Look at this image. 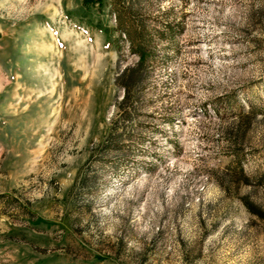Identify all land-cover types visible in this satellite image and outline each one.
Returning <instances> with one entry per match:
<instances>
[{
  "label": "rangeland",
  "instance_id": "obj_1",
  "mask_svg": "<svg viewBox=\"0 0 264 264\" xmlns=\"http://www.w3.org/2000/svg\"><path fill=\"white\" fill-rule=\"evenodd\" d=\"M107 1L0 0V264H264V0H128L129 114Z\"/></svg>",
  "mask_w": 264,
  "mask_h": 264
},
{
  "label": "trees",
  "instance_id": "obj_2",
  "mask_svg": "<svg viewBox=\"0 0 264 264\" xmlns=\"http://www.w3.org/2000/svg\"><path fill=\"white\" fill-rule=\"evenodd\" d=\"M85 2L88 4H95L96 2L105 4L106 0H85ZM107 5L109 15L115 17L117 21L116 28L119 37L127 40L130 51L139 58L136 65L126 67L117 78L118 85L124 90L119 106L124 113L129 114L127 105L130 102L131 92L135 87L140 86L143 72L146 69V63L151 59L149 56L155 51L153 36L159 35L164 37L166 35L161 29L150 26L147 17L140 11L141 7H136L134 2H129L128 0H109L107 1ZM165 27L167 28L166 33L169 35L167 37L172 38L174 34L173 26L167 23ZM100 31L108 36V38L112 37L111 29L107 25H101ZM116 44L118 46V43ZM107 140V143L116 147L121 142L117 136V131L112 132ZM247 204L249 208H252L249 203Z\"/></svg>",
  "mask_w": 264,
  "mask_h": 264
}]
</instances>
